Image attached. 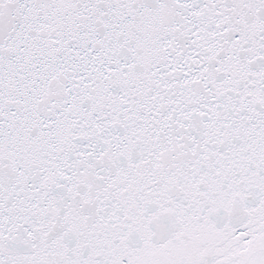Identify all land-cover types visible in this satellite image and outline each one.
Masks as SVG:
<instances>
[{
    "label": "snow or ice",
    "instance_id": "snow-or-ice-1",
    "mask_svg": "<svg viewBox=\"0 0 264 264\" xmlns=\"http://www.w3.org/2000/svg\"><path fill=\"white\" fill-rule=\"evenodd\" d=\"M0 264H264V0H0Z\"/></svg>",
    "mask_w": 264,
    "mask_h": 264
}]
</instances>
